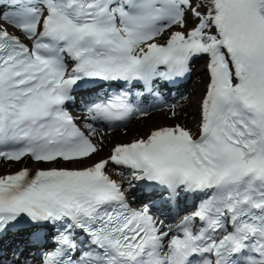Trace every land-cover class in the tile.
I'll return each mask as SVG.
<instances>
[{
    "label": "snow or ice",
    "instance_id": "snow-or-ice-1",
    "mask_svg": "<svg viewBox=\"0 0 264 264\" xmlns=\"http://www.w3.org/2000/svg\"><path fill=\"white\" fill-rule=\"evenodd\" d=\"M195 57L208 76L198 131L158 127L95 160L98 129L66 110L73 93L121 89L85 119L123 125L149 115L128 88L159 97L157 82ZM0 160L38 166L0 175V235L32 226L39 243L55 228L39 264H264V0H0ZM109 164L130 170L129 187L199 204L175 227L158 222L149 205L130 208Z\"/></svg>",
    "mask_w": 264,
    "mask_h": 264
},
{
    "label": "bare ground",
    "instance_id": "bare-ground-1",
    "mask_svg": "<svg viewBox=\"0 0 264 264\" xmlns=\"http://www.w3.org/2000/svg\"><path fill=\"white\" fill-rule=\"evenodd\" d=\"M194 23L195 22L193 20L189 19L188 27H193ZM205 83V71L200 67L195 66L192 70L189 81L181 88L182 91L175 94L171 98L164 99V101L157 106L146 108L147 110L151 109L149 111V115L137 116L134 121L123 127L114 128L111 130L97 128L98 135L95 137V139L97 141H101L102 148L100 149L99 153L94 156V159L97 160L99 158H106L109 147L112 146V144L122 142L119 140L130 141L139 137L142 138L151 130L160 126L178 123L184 124L187 128L193 131L195 123L198 121L200 100L205 91ZM173 105H175V117L170 115V109ZM81 123L84 126L85 123H90V121L83 120ZM85 131H87V129H85ZM91 163V160L88 161V164ZM20 165L25 167L36 166V164L29 161H25L23 163L0 161V172H10L18 168ZM45 166H47V164H45ZM74 166L75 165L70 164V167ZM108 172L110 175H112V177L117 178V171L113 170L110 166H108ZM126 186H128L127 182L124 183V187ZM35 246L36 243L32 240V238L28 234H23L19 236L17 240L13 241V243L3 249V255L15 258L19 257L20 259H22L24 254L27 256H35ZM0 254L2 253L0 252ZM35 258H33V261Z\"/></svg>",
    "mask_w": 264,
    "mask_h": 264
},
{
    "label": "rangeland",
    "instance_id": "rangeland-1",
    "mask_svg": "<svg viewBox=\"0 0 264 264\" xmlns=\"http://www.w3.org/2000/svg\"><path fill=\"white\" fill-rule=\"evenodd\" d=\"M184 95V94H183ZM135 114L126 122V123H124L123 125H121V126H117V127H114V128H119V127H123V126H125V125H128L129 123H131L132 121H134L135 120ZM119 141H126V140H119ZM113 145V144H112ZM111 147V146H110ZM109 147V148H110Z\"/></svg>",
    "mask_w": 264,
    "mask_h": 264
}]
</instances>
